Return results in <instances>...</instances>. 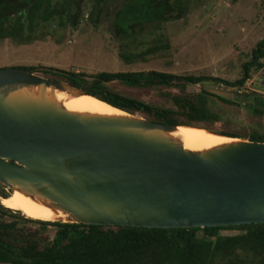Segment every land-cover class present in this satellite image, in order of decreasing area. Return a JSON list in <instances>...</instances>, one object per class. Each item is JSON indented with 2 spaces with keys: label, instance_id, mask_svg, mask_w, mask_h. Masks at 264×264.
<instances>
[{
  "label": "water",
  "instance_id": "obj_1",
  "mask_svg": "<svg viewBox=\"0 0 264 264\" xmlns=\"http://www.w3.org/2000/svg\"><path fill=\"white\" fill-rule=\"evenodd\" d=\"M56 92L91 96L26 67L0 69V184L12 192L62 213L66 218L59 220H69L63 223L161 229L264 224V141L210 131L232 140L191 151L173 136L185 125L122 110L69 111ZM0 211L28 218L2 203Z\"/></svg>",
  "mask_w": 264,
  "mask_h": 264
},
{
  "label": "rangeland",
  "instance_id": "obj_2",
  "mask_svg": "<svg viewBox=\"0 0 264 264\" xmlns=\"http://www.w3.org/2000/svg\"><path fill=\"white\" fill-rule=\"evenodd\" d=\"M77 1L80 2L78 12L71 6L72 15L78 14L74 25L67 17L65 24L56 17L43 24L45 30L36 31L40 37L33 43L0 40V69L35 67L37 75L63 82H66L64 74L50 70L84 74L90 82L101 72L155 71L203 77L206 80L187 83L184 88L136 87L119 80L106 82L105 87L110 92L161 108H172L170 96L183 94V89L187 94L204 90L210 94L212 112L216 114L204 123L208 128L234 134L241 140H248L255 133L264 134V114L254 112L257 106H264L254 101L255 96L264 100V67H252L244 85L239 84L246 76L244 65L251 62L253 50L264 39V0H182L185 11L179 18L175 19L178 10L173 7L170 18L137 26L131 35L120 32L116 24L117 13L130 0ZM62 2L64 0H54L55 4ZM261 61L264 65V59ZM134 115L151 120L143 112ZM186 127L208 132L197 126ZM0 192L9 196L13 193L2 184ZM1 199L0 196V202ZM1 218L8 222L13 220L10 216ZM59 221L69 222L67 219ZM20 225L26 231L39 230L50 239L55 233L54 227L41 230V226L32 221ZM239 233L241 231L235 229L221 231L226 236Z\"/></svg>",
  "mask_w": 264,
  "mask_h": 264
},
{
  "label": "trees",
  "instance_id": "obj_3",
  "mask_svg": "<svg viewBox=\"0 0 264 264\" xmlns=\"http://www.w3.org/2000/svg\"><path fill=\"white\" fill-rule=\"evenodd\" d=\"M72 5L76 12L80 10L77 0H64L58 4L54 0H0V40L11 39L18 44L33 43L40 37L36 31L45 30L43 24L54 21L56 17L63 24L67 17V21L74 25V18L78 14L72 15ZM173 7L178 10L175 15L177 19L185 11L182 0H130L117 13V28L131 35L137 26L170 18ZM262 59L264 39L253 50L251 62L244 65L246 76L239 81L241 86L252 67H264ZM26 68L32 72L35 69ZM50 71L64 74L66 82L122 111L131 114L143 112L158 123L197 126L213 131L204 124L216 117L212 112L210 94L204 90L187 94L183 89V94L170 96L172 108H161L110 92L105 87L106 82L119 80L136 87L184 88L187 83H200L206 78L181 77L155 71L101 72L93 76L90 82L84 74L54 69ZM254 101L264 104V100L257 96ZM254 112L263 115L264 106H257ZM222 134L238 138L234 134ZM248 140L262 142L264 134H252ZM0 196L9 197L5 192H0ZM2 216H10L13 220L5 221ZM31 221L38 223L41 230L54 227L53 239L42 236L39 230L26 231L20 225ZM231 229L241 233L221 234V231ZM0 264H264V224L172 229L106 227L22 219L0 211Z\"/></svg>",
  "mask_w": 264,
  "mask_h": 264
},
{
  "label": "bare ground",
  "instance_id": "obj_4",
  "mask_svg": "<svg viewBox=\"0 0 264 264\" xmlns=\"http://www.w3.org/2000/svg\"><path fill=\"white\" fill-rule=\"evenodd\" d=\"M55 97L67 110L73 112H86L100 115L124 114L120 109H116L94 96L82 95L70 97L65 92H56ZM208 132L194 127L181 126L177 132L173 133V136L184 144L185 149L191 151L211 149L232 140ZM1 203L11 210L23 212L25 216L34 220L53 222L66 218L62 213H54L52 210L18 191L13 192L12 195L7 198H2Z\"/></svg>",
  "mask_w": 264,
  "mask_h": 264
}]
</instances>
